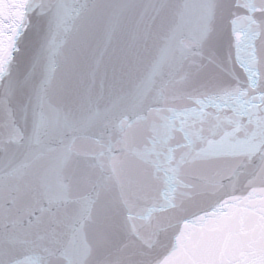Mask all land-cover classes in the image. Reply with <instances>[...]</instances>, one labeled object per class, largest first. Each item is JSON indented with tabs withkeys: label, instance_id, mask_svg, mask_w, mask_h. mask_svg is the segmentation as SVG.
Listing matches in <instances>:
<instances>
[{
	"label": "snow or ice",
	"instance_id": "obj_1",
	"mask_svg": "<svg viewBox=\"0 0 264 264\" xmlns=\"http://www.w3.org/2000/svg\"><path fill=\"white\" fill-rule=\"evenodd\" d=\"M0 264H264V0H0Z\"/></svg>",
	"mask_w": 264,
	"mask_h": 264
}]
</instances>
